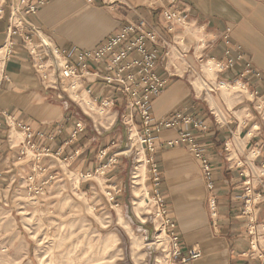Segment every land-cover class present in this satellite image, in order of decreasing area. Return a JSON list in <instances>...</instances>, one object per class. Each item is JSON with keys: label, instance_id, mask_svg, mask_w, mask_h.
<instances>
[{"label": "crops", "instance_id": "crops-1", "mask_svg": "<svg viewBox=\"0 0 264 264\" xmlns=\"http://www.w3.org/2000/svg\"><path fill=\"white\" fill-rule=\"evenodd\" d=\"M170 7L182 12L187 23L185 32L181 27L172 35L164 30L163 12ZM142 18L159 26L167 38L184 33L188 39L180 46L171 44L169 57L164 54L167 48L158 49V73L167 85L151 101L150 112L160 120L183 111L206 126L205 131L191 128L189 133L212 167L213 192L207 188L202 163L190 147L168 146L179 138V132L170 129L157 135L159 191L177 225L181 244L185 249L201 250L202 258L192 264H264V110H258V103L264 99V0H50L38 14L26 18L24 34L36 39L35 32L41 31L60 51L73 56L78 51L95 50L126 24L139 23ZM194 25L212 38L206 47L188 35ZM9 26L6 11L0 18V50L10 38L15 47L13 57L3 67L6 81L0 86V109L7 111L16 124L33 127L62 120L83 122L86 132L67 147L66 156L74 155L70 164H76L81 177L93 174L95 159L100 157L90 148L95 139L89 135L88 121L80 117V108L72 98L43 86L31 68L21 36H11ZM227 30L234 56L242 53L244 60L229 71L217 72L213 82L206 77L205 66L209 61L223 60ZM247 63L262 75L261 80L241 77ZM199 80L208 92L200 91ZM237 84H242L245 91L222 89ZM122 104L124 99L120 98L117 118L128 113ZM110 118L113 126L115 119ZM141 129L137 125L138 132ZM0 132L1 196L15 188L18 178L37 172L41 166L48 169L49 160L41 165L22 162L14 138L18 130L13 128L9 138V128L2 124ZM247 181L259 201L254 233L242 215ZM155 188L150 181V192Z\"/></svg>", "mask_w": 264, "mask_h": 264}, {"label": "rangeland", "instance_id": "rangeland-1", "mask_svg": "<svg viewBox=\"0 0 264 264\" xmlns=\"http://www.w3.org/2000/svg\"><path fill=\"white\" fill-rule=\"evenodd\" d=\"M195 37L201 38L198 31ZM216 71L215 63L205 66L213 82ZM199 82L200 91L208 92ZM236 88L222 87L245 91ZM66 91L88 121L95 139L90 148L100 159L86 178L75 163L49 160L48 169L25 174L1 194L0 264H172L138 130L122 114L117 118L116 108L100 109L86 93ZM14 138L19 144L24 137ZM33 157L29 153L22 162Z\"/></svg>", "mask_w": 264, "mask_h": 264}, {"label": "built area", "instance_id": "built-area-1", "mask_svg": "<svg viewBox=\"0 0 264 264\" xmlns=\"http://www.w3.org/2000/svg\"><path fill=\"white\" fill-rule=\"evenodd\" d=\"M49 1L0 0V18H3L8 11L9 33L11 36H21L31 68L46 89L59 91L60 94L69 98L67 89H71L75 93H86L103 110H113L119 103V99H124V105H122L128 110V113L122 116L123 119H127L125 124L136 130L137 125L142 128L138 134H140L141 145L148 156L146 163L150 167V181L156 187L151 194L152 202L157 216L161 219L160 225L163 232L169 239L170 260L172 264H192L202 258L203 254L197 248L185 249L181 244L177 225L169 216L165 200L159 191L161 177L155 154L159 146L157 135L164 130H177L179 138L168 142V146L184 144L190 147L195 158L202 163L207 188L213 192L215 186L212 167L189 133L191 128L205 131L206 126L195 116L183 111H176L160 120H156L150 112L151 101L162 94L167 85V80L162 79L158 73V49L160 47L167 48L164 54L169 57L168 47L171 44L180 46V43L188 40L187 36L183 33L177 37L167 38L159 26L142 18L139 23L126 24L95 50L78 51L73 56H67L56 47L49 36L41 31L35 32L36 39L24 34L26 18L38 14ZM163 16V26L167 34H174L180 27L184 32L187 30L185 18L182 12L177 9L172 7L164 9ZM191 29L188 35L192 36L201 47H206L209 42H212V38H208L206 32L199 25H194ZM196 31L200 34V39L195 37ZM224 46L223 60L208 62L216 64L218 67L216 73L229 71L238 62L244 60L242 53L234 56V47L228 30L224 34ZM14 47L15 43L10 38L6 40L0 50L2 56H0L2 67L0 86L6 81L3 67L13 57ZM185 54V50L182 51V56ZM241 77H255L261 80L262 75L254 71L247 63ZM258 110H264V99L258 103ZM2 124L9 128V138L13 128L23 135V140L19 144H15L20 159H25L31 153L34 157L30 160L39 165L44 160H55L60 165L62 162L70 163L74 155L66 156L67 147L78 141L80 136L86 132V126L81 121L71 123L69 120L67 123L62 120L53 124L43 123L37 127L28 123L16 124L7 111L0 109V129ZM41 167L36 169L43 170L44 167ZM2 178L3 172L0 169V180ZM252 194L251 182L247 181L246 200L242 215L247 218L249 228L254 233L259 201Z\"/></svg>", "mask_w": 264, "mask_h": 264}, {"label": "bare ground", "instance_id": "bare-ground-1", "mask_svg": "<svg viewBox=\"0 0 264 264\" xmlns=\"http://www.w3.org/2000/svg\"><path fill=\"white\" fill-rule=\"evenodd\" d=\"M210 64V66H212V64H214L213 62H211V63H209ZM1 65H0V70H1ZM211 69V68H210ZM235 87H237L236 89H238V86L240 87V86H242L243 87V85L242 84H237V85H234ZM239 90V89H238ZM82 101V100H81ZM82 105H84V103L82 104ZM87 106H88V104H86ZM92 106H95V105H92ZM92 109H94V108H91V110ZM64 259V258H63Z\"/></svg>", "mask_w": 264, "mask_h": 264}]
</instances>
